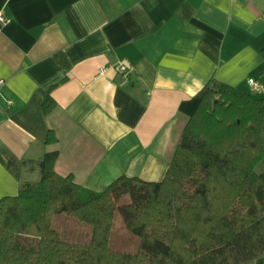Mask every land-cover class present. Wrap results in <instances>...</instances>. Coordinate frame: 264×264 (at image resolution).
I'll return each instance as SVG.
<instances>
[{
  "label": "crops",
  "instance_id": "obj_1",
  "mask_svg": "<svg viewBox=\"0 0 264 264\" xmlns=\"http://www.w3.org/2000/svg\"><path fill=\"white\" fill-rule=\"evenodd\" d=\"M0 13V199L54 151L56 173L95 191L161 181L207 82L264 98V0H0Z\"/></svg>",
  "mask_w": 264,
  "mask_h": 264
},
{
  "label": "trees",
  "instance_id": "obj_2",
  "mask_svg": "<svg viewBox=\"0 0 264 264\" xmlns=\"http://www.w3.org/2000/svg\"><path fill=\"white\" fill-rule=\"evenodd\" d=\"M54 105L48 94L42 112ZM56 140L49 130L46 142ZM56 159L46 153L41 179L0 199V264H249L264 256V171H255L264 98L207 82L161 181L122 175L95 191L56 173ZM115 211L137 239L134 251L109 246ZM57 214L85 223L90 239H63Z\"/></svg>",
  "mask_w": 264,
  "mask_h": 264
},
{
  "label": "rangeland",
  "instance_id": "obj_3",
  "mask_svg": "<svg viewBox=\"0 0 264 264\" xmlns=\"http://www.w3.org/2000/svg\"><path fill=\"white\" fill-rule=\"evenodd\" d=\"M262 161H264L262 159ZM262 163V162H259ZM261 164L257 165V168L260 169ZM264 165V164H262ZM263 168V167H262ZM264 171V170H263ZM59 217H65L63 219H67L66 221H68L67 225L69 223L71 224H77L83 227H86L87 229L90 230V228L83 222H80L78 220H76L73 217H69L65 214H57L54 216L53 218V226L60 232L61 237L63 239L66 240H71V241H75L78 240V238L74 237V235H72V227H69L67 225H64L66 223H57V220L59 219ZM60 224V225H58ZM64 225V226H61ZM69 232V233H68ZM71 232V233H70ZM136 244H137V239L135 238L134 235L130 234L123 223V220L121 218V216L119 215L118 211H115L114 213V218H113V225H112V229H111V233H110V237H109V246L115 249H120V250H124V251H134L136 249Z\"/></svg>",
  "mask_w": 264,
  "mask_h": 264
},
{
  "label": "built area",
  "instance_id": "obj_4",
  "mask_svg": "<svg viewBox=\"0 0 264 264\" xmlns=\"http://www.w3.org/2000/svg\"><path fill=\"white\" fill-rule=\"evenodd\" d=\"M5 21H6V19L0 13V22H5ZM104 70H105L104 67H100L98 69V71H97V76H102L103 73H104ZM117 70H118L119 73H121L125 77L126 67L123 64H119ZM247 82H248L251 90H253V91H259V89H260V83L257 80H255L254 78L250 77V78H248Z\"/></svg>",
  "mask_w": 264,
  "mask_h": 264
}]
</instances>
